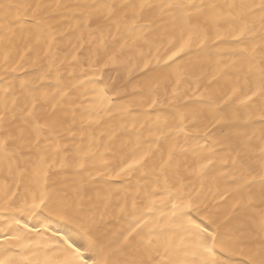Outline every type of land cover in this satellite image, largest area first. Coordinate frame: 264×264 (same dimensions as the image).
Returning <instances> with one entry per match:
<instances>
[{"label": "bare ground", "instance_id": "obj_1", "mask_svg": "<svg viewBox=\"0 0 264 264\" xmlns=\"http://www.w3.org/2000/svg\"><path fill=\"white\" fill-rule=\"evenodd\" d=\"M113 2L118 6L128 5L107 22V54L118 52V62L104 70L102 82L89 83L93 72L89 71L86 57L96 52L98 41L92 42L88 32L75 25L80 12L76 6L91 4L93 0H0V111L7 109L5 123L0 126V140L16 135L27 118L26 109L32 107L33 97L49 94V99L42 100L36 109V114L46 118L52 104L56 103L51 94L68 85L76 86L56 109V115L64 118V127H70L71 132L46 130L39 147L19 145L13 140L0 147V258L13 264H63L71 259V253L66 251L61 238L69 236L83 244L91 234L102 243L111 241L115 247L123 235L135 227L137 219L131 211L122 212L121 207L127 202L131 209L132 196L136 193L142 196L145 190L163 192L166 186L179 188L183 195L198 200L202 208L206 206L205 212L225 231L252 232L264 212L258 182L250 192L233 194L218 171H213L203 183L202 178L194 174L198 161L207 154L198 147L205 144L201 130L188 123L179 131L177 121L176 128L165 129L170 133L167 139H158L161 136L158 128L163 125L155 123L158 114L183 111L186 104L209 103L207 98L211 97L217 111L236 110L243 118L240 123L246 125L250 138L242 151L247 153L245 159L258 168L261 149H264L260 135L264 128L260 111L264 98L255 97L247 104L241 101L245 93L250 95L249 90L258 86L260 69L264 66V27L260 23L259 8L264 0H195L204 6L215 4L226 15L243 18L250 25V33L243 38L242 46L249 49L251 63L227 69L211 62L189 64V59H196L194 55L177 61L180 68L166 67L170 62L163 55V49L157 54L156 45L158 38L171 30L177 13L175 9H161L165 3L176 0ZM140 5L144 6L142 11ZM136 36L142 39L132 45V38ZM226 40L235 43L228 36ZM125 41L128 46L121 49ZM81 43L84 44L83 55L74 51ZM150 51L151 67L171 74L169 93L178 79L176 73L186 72L180 79L179 89L187 95L175 101L162 98L155 108H150L146 102L147 90L143 89L145 102H141L145 80L141 53L147 56ZM73 55H79V59L73 61ZM5 56L7 65L2 63ZM233 88L239 89L236 95H232ZM114 92L119 95L113 96ZM90 107H95L99 113V119L91 124L88 121L92 118L82 115ZM230 131L229 122L221 120L212 129L213 141ZM92 141L94 143H90ZM57 144L66 148L59 159L67 156L72 167H60L59 160L53 167H47L52 163L50 153ZM173 145L171 164L161 170L168 159V149ZM78 148L95 154L88 158L83 171L74 166ZM216 149L218 156H225L228 151L219 145ZM145 152L149 153L147 163L120 171ZM54 196L70 205L79 219L94 223L82 229L42 206L34 207L42 199L47 202ZM153 199L157 203L153 211L145 215L148 224L140 232L144 240L151 236V248L137 237L122 250L123 254L117 252V257L122 264L146 260L149 254L158 260L154 252H163L166 248L173 264H189L196 259L192 255L197 242L194 227L187 219L173 215L166 201L162 202L160 197ZM137 204L141 211H147L139 198ZM193 216L200 219L198 214Z\"/></svg>", "mask_w": 264, "mask_h": 264}, {"label": "snow or ice", "instance_id": "obj_2", "mask_svg": "<svg viewBox=\"0 0 264 264\" xmlns=\"http://www.w3.org/2000/svg\"><path fill=\"white\" fill-rule=\"evenodd\" d=\"M60 5H57L59 7ZM118 6L113 0H93L91 4L77 5L80 8L78 19L75 27L84 29L88 32L92 42H97L96 52L86 57L88 61L89 71L93 72V76L89 78V83L103 81V72L109 67V64L118 62V52L107 54L105 45L106 29L109 21H112L120 13L122 7ZM10 7V6H9ZM143 5H140L141 11ZM234 7V5H229ZM261 16L260 23L264 27V3L260 6ZM164 9H175L176 15L172 20L171 30H166L164 35L158 38L159 43L156 45L157 54L163 49V55L167 57L166 67L171 68L176 65L180 68L181 65L177 61L184 60L185 57L195 56L196 59H189V64H197L200 62H211L224 69L235 66L237 64L243 66L251 63V53L247 47L243 45V38L250 33V25L243 18L232 17L231 14H225L222 9H218L215 4L201 5L195 0H176L174 3H165L161 11ZM227 25L228 27H224ZM119 31V27L117 28ZM226 36L230 37L235 43H230L226 40ZM83 37L81 36V39ZM142 39L141 36L132 38V45ZM147 43V42H146ZM211 45L209 48L208 46ZM128 46V41L121 45V49ZM84 44L81 43L74 47V51L79 55H83ZM255 51L254 49L252 50ZM104 53V56L101 55ZM79 55H73V61L79 59ZM264 55V49H262ZM94 56V59H93ZM3 64H8V57L5 56ZM141 63L145 69V80L142 85V101L144 92L147 90L146 102L148 107L155 108L160 103L162 98H170L176 100L178 97L187 95L186 91L179 89L180 79L186 72H177L178 79L175 81V86L172 87L171 93L168 92L170 73L163 71L160 68L151 67V51L145 56L141 53ZM264 65V60H262ZM140 67V64H137ZM75 85L65 86L63 90H59L51 94L52 99L56 103L52 104V110L46 118H42L36 114V109L41 101H47L49 94L44 93L41 97H33L32 107L26 109L27 118L23 120L15 136L9 135L7 139L0 140V147L5 146L8 140H13L19 145L28 144L30 146L39 147L44 132L57 133L61 129L66 132H71V128L64 127V118L56 115V109L60 101L70 96V93L75 88ZM238 88L232 89V95H236ZM251 94L245 93V99L241 104H247L253 101V98H264V66L260 69V78L258 86L255 90H249ZM119 95L114 92L113 96ZM209 103H201L197 105H184L183 111H176L169 114H158L155 123L163 125L158 128L161 136L158 139H167L170 135L165 129L176 128V122L179 121L178 130L183 131L188 123H191L198 130L203 132L205 138L204 145H198L199 148L207 151L197 163L194 169V174L203 179H207L213 171H218L220 177L225 178V182L230 185L233 194H239L244 191H251L256 182L260 185L259 196L261 202L264 203V149H261V159L258 168L252 166L250 160L245 159L246 152L242 148L247 146V141L250 138L246 130V125L240 123L242 117L236 110L220 109L217 111L211 97L207 98ZM123 111V109H120ZM105 112L108 110L105 109ZM261 115L264 116V107L260 109ZM7 109L0 111V126H3L6 120L5 113ZM82 115H86L89 119L88 123H94L99 119L98 110L95 107L86 109ZM13 118L15 116L13 115ZM43 119V122H42ZM221 120H227L232 128V131L225 133L220 139L213 141L212 129L220 123ZM75 122L73 116V123ZM75 135V133H71ZM261 139L264 140V128L260 131ZM235 142V144L233 143ZM94 143V141L90 142ZM211 145V146H210ZM216 145L227 148L225 156H218ZM175 145L168 149V159L161 165V170L171 164ZM186 151V149H182ZM66 151V148L57 144L52 149V163L47 164L48 168L53 167L59 160L60 167H72L73 164L68 162L67 156L59 159L61 152ZM94 153L85 152L82 148H78L76 157L74 158V166L77 170L83 171L86 167V161ZM149 153L145 152L138 159H133L131 163H126L121 172L132 169L134 165L147 163ZM44 160V157H42ZM165 184L167 181L165 180ZM153 197H160L162 202L170 204V211L173 215L179 216L181 219H187L195 229L196 245L192 255L196 258L189 264H264V212L261 213V219L258 226L252 232L240 231H225L222 230L220 224L205 212L206 206L202 208L198 200H194L191 196H185L179 188L165 187L163 192L156 189L145 190L141 196L136 193L132 196L131 209L128 208L127 202L121 207L122 212L131 211L132 215L137 216L135 227L131 228L127 235H123V239L113 247L111 241L102 243L98 237L89 234V239L86 243H77L76 240L69 236L68 239L61 238V243L66 251L71 253V259L65 260L63 264H122L116 253L120 252L125 247L139 237V242H143L148 248L152 246L151 236L147 240L140 235L143 228L147 226L148 221L144 218L145 215L153 211V206L157 203ZM140 199L141 204L147 210L141 211L137 204V199ZM145 201L147 203H145ZM43 207L52 214L59 216L61 219L67 220L69 223L75 224L82 229L90 228L94 221H84L78 218L77 214L71 210L62 198L51 197L49 201L41 200L39 205L34 204V207ZM198 214L200 219H196L193 214ZM138 214V215H137ZM258 240V242H257ZM155 256L158 260L152 258V254L148 255L146 260L134 262V264H173L169 259L168 250L165 248L163 252L156 250ZM0 264H13L10 260L0 258Z\"/></svg>", "mask_w": 264, "mask_h": 264}]
</instances>
